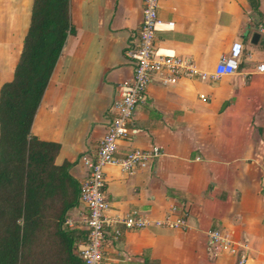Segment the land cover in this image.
Masks as SVG:
<instances>
[{
    "label": "crops",
    "instance_id": "crops-1",
    "mask_svg": "<svg viewBox=\"0 0 264 264\" xmlns=\"http://www.w3.org/2000/svg\"><path fill=\"white\" fill-rule=\"evenodd\" d=\"M143 0H69L70 31L34 114L30 133L59 146L54 163H69L79 183L81 154L95 150L107 124L116 87L132 76L127 47L134 43ZM32 0H0V87L12 79L29 25ZM172 29L155 34L156 46L191 59L211 74L233 41L241 43L237 70L217 80H182L158 88L129 124V140L114 157L156 146L148 168L124 176L104 168L109 214L135 212L149 221L141 230L121 228L106 244V264H234L222 254L210 260L205 232L218 229L247 245L245 264H264V0H164L156 11ZM253 33L259 35L250 44ZM261 40V42H260ZM204 96L202 101L198 96ZM186 212V227L159 228L170 206ZM77 205L65 219L80 233Z\"/></svg>",
    "mask_w": 264,
    "mask_h": 264
},
{
    "label": "trees",
    "instance_id": "trees-1",
    "mask_svg": "<svg viewBox=\"0 0 264 264\" xmlns=\"http://www.w3.org/2000/svg\"><path fill=\"white\" fill-rule=\"evenodd\" d=\"M68 9L69 0H32L12 79L0 87V264H81V235L63 226L79 183L71 164L54 163L59 146L30 133L70 33Z\"/></svg>",
    "mask_w": 264,
    "mask_h": 264
},
{
    "label": "built area",
    "instance_id": "built-area-1",
    "mask_svg": "<svg viewBox=\"0 0 264 264\" xmlns=\"http://www.w3.org/2000/svg\"><path fill=\"white\" fill-rule=\"evenodd\" d=\"M162 1L164 0H143L136 39L127 47L126 52L132 76L117 86L116 98L111 104L115 115L107 121L97 147L78 158L85 169V176L79 181L77 197L78 205L83 208L80 225L83 227L84 240L77 246V257L81 264H106L104 247L118 241L121 228L136 231L149 226V221L135 212L125 216L110 215V206L103 197V169L106 166H114L122 175L132 176L148 168L160 156V149L153 146L149 149H133L121 158L114 157L117 143L126 140L131 134L129 124L136 108L145 101L147 87L152 83L174 86L182 80H217L237 70L242 50L238 41H233L227 53L219 57L211 74L200 71L189 58H181L158 48L155 34L172 29L171 22L161 24L157 19L156 11ZM259 31L264 33L263 29ZM254 71L264 74V61L258 63ZM198 97L202 101L206 100L202 95ZM153 225L182 230L186 227V212L181 206L172 205L166 215L161 220L154 221ZM63 226L72 228V221L65 219ZM205 247L210 260L227 254L234 257V264L246 262L245 247L218 229L205 232Z\"/></svg>",
    "mask_w": 264,
    "mask_h": 264
},
{
    "label": "rangeland",
    "instance_id": "rangeland-1",
    "mask_svg": "<svg viewBox=\"0 0 264 264\" xmlns=\"http://www.w3.org/2000/svg\"><path fill=\"white\" fill-rule=\"evenodd\" d=\"M141 23V22H140ZM73 30V28L71 27V31ZM70 31V32H71ZM73 33L71 32V35H72ZM157 41V40H156ZM260 42H261V40H260ZM227 53V52H226ZM225 53V54H226ZM225 54H223V55H225ZM152 85H155V86H157L158 88H167V87H169V86H162V85H160L159 83H153ZM115 92H114V95H113V97L111 98V101H110V105H109V107H108V109H107V111H106V115H107V119L106 120H110V119H112L113 117H114V112H113V110H112V108H111V104H112V101L116 98V94H117V91H118V89H117V87H116V89L114 90ZM127 140H129V138H127ZM126 140V141H127ZM103 171H104V169H103ZM232 239V238H231ZM233 240V239H232ZM233 241H235V242H238V243H240V244H242L244 247H245V249H246V251H247V245L245 244V242L243 241V242H239V241H236V240H233ZM219 256H221V255H218V256H216L215 258H218Z\"/></svg>",
    "mask_w": 264,
    "mask_h": 264
},
{
    "label": "water",
    "instance_id": "water-1",
    "mask_svg": "<svg viewBox=\"0 0 264 264\" xmlns=\"http://www.w3.org/2000/svg\"><path fill=\"white\" fill-rule=\"evenodd\" d=\"M259 35L257 33H253L250 38V44H256L258 40Z\"/></svg>",
    "mask_w": 264,
    "mask_h": 264
}]
</instances>
